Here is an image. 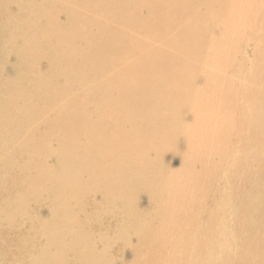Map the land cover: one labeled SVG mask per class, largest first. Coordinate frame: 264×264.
Here are the masks:
<instances>
[{
	"label": "rangeland",
	"instance_id": "obj_1",
	"mask_svg": "<svg viewBox=\"0 0 264 264\" xmlns=\"http://www.w3.org/2000/svg\"><path fill=\"white\" fill-rule=\"evenodd\" d=\"M156 1L0 0V90L4 89L9 93L7 89L11 85H8V82L13 85L16 79L18 82L12 85L15 88L11 89H14L13 92L9 89V96L0 94V101L2 99L6 104L0 106V120L3 122L0 124V264H264V215L257 214L260 211L262 194L257 197L258 204H254L251 215L248 211L245 212L248 215L235 212L237 193L242 192L240 185L247 184L245 178L255 172L254 169L259 170L264 166V0ZM3 12L7 16L6 19H3ZM10 12L15 15L10 17L15 24L9 21ZM30 13L33 14L32 17ZM48 16L52 19V26L54 25L52 29V26L47 29L51 25L45 21ZM41 23L44 26L47 23L48 27L40 26ZM32 24H38L33 27V32ZM45 28L48 33L43 30ZM40 29L44 32L41 31L39 37ZM58 30L62 31L58 33ZM64 30L69 32L66 31L65 34ZM28 33L32 34L28 36ZM54 34L63 38V41L59 40H62L61 37H58V40L66 47L62 48L59 42L56 43ZM50 35L53 37H49ZM46 37L52 43L46 41ZM37 42L45 43L42 46ZM22 43L30 48L21 47ZM53 43L62 49L54 46V49H59V52L57 49L53 50L54 56L50 55L48 50ZM112 43L114 47H111ZM35 46L37 48H33L36 50L33 52L31 47ZM20 48L28 50V53L23 51L24 55L29 57L27 62L26 57L24 59L20 56L23 55ZM29 51L30 54L34 53L33 57L38 61L32 55L34 60L31 59ZM41 51L43 54H39ZM60 54H64L63 58ZM60 59L66 62L61 63ZM19 61L20 63H16ZM22 61H25V65ZM13 62L17 68L13 66ZM225 69L228 72H225ZM17 71L20 74L16 79L10 76L16 75ZM167 73L169 74L166 75ZM28 77L37 78L34 79L37 82L26 83ZM167 79L171 80L169 84ZM108 81L111 84L109 86ZM23 83L28 84V87ZM165 83L169 86H165ZM176 83L178 88L181 85L179 92L182 95L178 88L174 89ZM22 88V92L25 90L26 93L31 89L32 106L25 104L26 95L21 98ZM132 89H135L134 94ZM16 90L19 91L16 93ZM4 97L13 99L7 98L9 103H6ZM173 99L177 101L174 102ZM14 100L18 102L15 103ZM178 100L185 103L181 104ZM10 101H14L15 105ZM17 103H21V107L18 108ZM178 103L182 106L184 104L185 107L179 108ZM187 104L191 105L187 107ZM24 105L28 108H24L23 112L32 113L33 116L26 128L19 124V119L22 118L20 111ZM109 109H112V113ZM16 110L18 113L14 112ZM102 112L105 114L102 115ZM14 116L20 117L14 119ZM126 116L131 117V120ZM99 118L101 119L98 120ZM42 122H45L44 125ZM96 122L97 125L94 124ZM106 122L108 124H105ZM50 123H55L58 127L51 126ZM8 125L14 126L13 130ZM123 126L126 128L124 132L120 131L125 129ZM16 127H21L22 130L20 128L18 132ZM116 129L121 132L123 138L116 134ZM97 130L102 132L98 134ZM103 130L110 134H105ZM57 131L61 135L64 133V138ZM29 132H33V135ZM128 133H131L130 137ZM113 134L119 135L123 140L120 142L117 136L113 143ZM65 136L70 140H67V144ZM96 137L103 141H98ZM58 138H61V142ZM94 138L99 145L95 144ZM37 141L40 142L39 146ZM30 142L32 145L36 143L37 148L42 149L37 150L36 146L31 149ZM62 143L66 145L65 149ZM258 143L263 145H257ZM25 145L29 148L24 150ZM106 146L110 147L108 149H114L110 151L105 148L103 155L101 147ZM117 146L122 147L118 152ZM67 147L69 148L66 149ZM58 148L60 152L63 149L64 154H58ZM91 148L94 152L92 150L93 153L89 154ZM69 149L76 151L77 160H74L75 152L70 153ZM35 150H43V155ZM95 152H99V156L95 155ZM78 156L81 159H78ZM128 159L132 162H129L127 167ZM136 161L139 164H136ZM109 167L118 176L115 177ZM56 168L59 170L54 171ZM122 168H125V171ZM41 169L43 171H40ZM104 170L105 173L101 174ZM97 172L100 176H97ZM39 173L44 176L40 177ZM119 173L123 175L125 182L128 179L127 187ZM88 174L91 179L87 177ZM129 176L131 181L136 180L135 184L132 185L131 181L129 183ZM29 178L36 179L38 184L35 181L33 185ZM86 183L92 188L87 187ZM108 184L111 187L110 192ZM244 186L249 187V184ZM251 187L261 193L264 190L261 181L253 182ZM39 188L40 192H37ZM22 193H28L29 196ZM21 195L22 201L19 202ZM23 196L27 198L26 201ZM114 203L119 207L115 208ZM130 204L131 206H128ZM60 206L64 207L62 213ZM71 241L77 242V246L73 247ZM241 242H244V245ZM83 252L89 255L88 258ZM143 252L147 254L144 255ZM75 253L82 256L77 257Z\"/></svg>",
	"mask_w": 264,
	"mask_h": 264
},
{
	"label": "bare ground",
	"instance_id": "obj_2",
	"mask_svg": "<svg viewBox=\"0 0 264 264\" xmlns=\"http://www.w3.org/2000/svg\"><path fill=\"white\" fill-rule=\"evenodd\" d=\"M18 1L20 2V0H18ZM22 1H23V0H22ZM157 1H158V0H157ZM157 1H156V2H157ZM16 2H17V1H16ZM17 3H18V2H17ZM14 4H16V3H14ZM16 5H17V4H16ZM19 5H20V4H19ZM0 6H2V5H0ZM3 7H4V6H3ZM0 9H1V8H0ZM2 9H3V8H2ZM6 12L9 13L8 11H6ZM11 13H12V12H10V15L8 14V16H9V21L11 20V19H10L11 15L14 14V13H12V14H11ZM52 13H54V11H53ZM66 13H67V12H66ZM0 14L2 15V13H0ZM3 14H4V18H3V19H6V18H7V16H5L6 14H5L4 12H3ZM35 14H36V13H35ZM67 14H68V13H67ZM31 15H33V14L30 13V16H31ZM70 15H72V14L70 13ZM14 16H15V15H13L12 17H14ZM28 16H29V13H28ZM72 16H73V15H72ZM31 17H32V16H31ZM69 17H70V16H69ZM69 17H67V19H68ZM0 19H2V18L0 17ZM47 19H49V16H48ZM47 19H46L45 21H47V22H49V23H50L51 20H52V19H49V20H47ZM69 19H70V18H69ZM15 20H16V19H15ZM61 20H62V19H61ZM2 21H3V20H2ZM11 21H12V20H11ZM45 21H44V22H45ZM4 22H5V20H4ZM0 23H1V22H0ZM37 23H38V22H37ZM52 23H53V22H52ZM165 23H166V22H165ZM4 24H6V22H5ZM9 24H11V23L9 22ZM12 24H15V23L12 21ZM44 24H45V23H44ZM46 24H47V23H46ZM46 24H45V26L48 27ZM50 24H51V23H50ZM53 24H54V23H53ZM227 24H228V22H227ZM0 25H1V24H0ZM35 25H38V24H35ZM35 25H34V26H35ZM42 25H43V24L41 23L40 26H42ZM75 25H76V24H75ZM3 26H4V25H3ZM8 26H10V25H8ZM34 26H33V24H32V26H31V27H32L31 32H33L32 30L35 29V28H33ZM40 26H39V27H40ZM45 26L43 25L42 27H45ZM50 26H52V24L49 25V27H48L47 29H49ZM76 26H77V25H76ZM42 27H41V28H42ZM227 27H228V25H227ZM1 28H2V27H1ZM52 28H54V25H53L50 29H52ZM72 28H73V27H72ZM70 29H71V28H70ZM74 29H77V28H74ZM36 30H37V28H36ZM43 30H45V33H46V31H47L46 28L43 29ZM55 30H57V29H55ZM251 30H252V29H251ZM2 31H4V29H2ZM38 31H39V30H38ZM41 31H42V30L40 29V31L38 32V33H39V35H38L39 37H40V33H41ZM50 31H51V30H50ZM61 31H62V30H61ZM61 31L58 30L57 32L59 33V32H61ZM64 31H65V30H64ZM64 31H63V33H64ZM66 31L69 32V30H66ZM66 31H65V34H66ZM76 31H77V30H76ZM5 32H6V31H5ZM42 32H44V31H42ZM51 32H52V31H51ZM54 32H55V31H54ZM82 32H83V31H82ZM82 32H80V33H82ZM84 32H85V31H84ZM1 33H2V32H1ZM9 33H10V32H9ZM47 33H48V31H47ZM63 33H62V35H63ZM253 33H254V32H253ZM6 34H7V32H6ZM29 34H32V33H28V36H29ZM34 34H35V32H34ZM36 34H37V33H36ZM50 34H51V33H50ZM67 34H69V33H67ZM223 34H224V33H223ZM41 35H43V33H42ZM45 35H46V34H45ZM5 36H6V35H5ZM31 36H33V35H31ZM43 36H44V35H43ZM47 36H48V35H47ZM51 36H52V35H50L49 37H51ZM54 36H56V37H53V36H52V37H53L54 39L57 38V39H56V43L59 42L58 44L60 45V44H61L60 41H63V38H62L61 36L58 35V37H61V38H62V40L59 38V40H60V41H59V40H58V37H57V34H56V35L54 34ZM66 36H67V35H66ZM0 37H1V35H0ZM3 37H4V36H3ZM33 37H34V36H33ZM36 37H37V36H36ZM52 37H51V38H52ZM63 37H64V36H63ZM229 37H230V36H229ZM44 38H45V37H44ZM44 38H43L42 40H44ZM47 38H48V37H46V41H50V40H47ZM29 39H30V37H29ZM31 39H34V41L36 40L35 38H31ZM38 39H39V38H38ZM28 41H29V40H28ZM30 41H31V40H30ZM37 41H38V40H37ZM40 41H41V39H40ZM113 41H115V40H113ZM226 41L228 42L227 39H226ZM239 41H240V40H239ZM253 41H254V40H253ZM31 42H32V41H31ZM41 42H42V41H41ZM50 42H51V41H50ZM115 42H117V41H115ZM234 42H235V41H234ZM259 42H260V41H258V43H259ZM38 43H39L40 45H42V44L45 43V42H43L42 44H41L40 42H37V44H38ZM47 43H49V42H47ZM47 43H46V46H47ZM51 43H52V42H51ZM62 43H63V42H62ZM64 43H66V42H64ZM0 44H1V42H0ZM29 44H30V42H29ZM34 44H36V43H34ZM37 44H36V46L38 47ZM53 44H54V45H51V47L53 46V47H52V48H53L52 51L50 50L51 47H50V49H48V50L51 52L50 55H53V53H52L53 50L56 51V49L59 48V47L55 46V45H56L55 43H53ZM114 44H115V43H114ZM227 44H228V43H227ZM248 44H249V43H248ZM27 45H28V42H27ZM31 45H33V43H31ZM43 45H44V44H43ZM43 45H42V46H43ZM59 45H58V46H59ZM209 45H210V44H209ZM236 45H237V44H236ZM241 45H242V44H241ZM245 45H246V44H245ZM258 45H259V44H258ZM260 45H261V42H260ZM22 46H23V48L26 47V45L24 46L23 43H22L21 47H22ZM28 46H29V45H28ZM33 46H34V45H33ZM36 46H35V47H31V49H33V48H37ZM48 46H49V45H48ZM54 46L57 47V48L54 49V48H55ZM62 46H63V47H62ZM64 46H65V45L61 44V47H62V48H64ZM14 47H15V45H14ZM18 47H20V46H18ZM65 47H66V46H65ZM111 47H114V46H113V43L111 44ZM238 47H239V45H238ZM253 47H254V46H253ZM256 47H258V46H256ZM259 47H260V46H259ZM23 48H20V50L22 49V50H21L22 53H23V51H24ZM26 48L28 49V48H30V47H26ZM26 48H25V49H26ZM39 48H40V47H39ZM42 48H43V47H42ZM44 48H45V47H44ZM48 48H49V47H48ZM250 48H251V47H250ZM262 48H264V47H262ZM18 49H19V48H18ZM45 49H47V47H46ZM45 49H44V50H45ZM59 49H61V48H59ZM59 49H57V51H58ZM236 49H237V48H236ZM241 49H242V48H240V50H241ZM20 50H18V52H17L18 55L20 54V53H19ZM34 50H35V49H33L32 51L34 52ZM40 50H42V49H40ZM61 50H62V49H61ZM61 50H60V52H61ZM64 50H66V49H64ZM233 50H234V49H233ZM237 50H238V49H237ZM25 51L27 52L28 50H25ZM25 51H24V52H25ZM32 51H31V52H32ZM35 51H36V50H35ZM37 51H38V50H37ZM46 51H47V50H46ZM49 51H48V52H49ZM55 51H54V53H55ZM247 51H248V50H247ZM247 51L245 50V52H247ZM260 51H261V49H260ZM260 51H259V52H260ZM10 52H11V51H10ZM39 52H40V51H39ZM42 52H43V51H41V53H39V54H43ZM50 52H49V53H50ZM58 52H59V51H58ZM64 52H65V51H63V53H64ZM255 52H256V51H255ZM259 52H258V53H259ZM11 53H12V52H11ZM11 53H10V55H11ZM27 53H28V52H27ZM258 53H257V54H258ZM29 54H30V51H29ZM29 54H28V55H29ZM33 54H34V53H33ZM33 54H30L29 56L31 57V55H32V57H33ZM44 54H45V52H44ZM61 54H62V53H61ZM61 54H60V56L62 57L64 54H63V55H61ZM66 54H67V52H65V55H66ZM255 54H256V53H255ZM10 55H9V56H10ZM23 55H24V53H23ZM23 55H20V56H22V57L25 59L26 54H25L24 56H23ZM35 55H36V53H35ZM46 55H48V53H47ZM56 55H58V57H59V54H58V53H57ZM218 55H219V54H218ZM260 55H261V54H259V56H260ZM39 56H40V55H39ZM53 56H54V55H53ZM67 56H69V55H67ZM67 56H66V57H67ZM248 56H249V54H248ZM257 56H258V55H257ZM257 56H256V57H257ZM32 57H31V59H32ZM50 57H51V56H49V58H50ZM249 57H250V56H249ZM253 57H254V56H253ZM26 58H27V59H26L25 61L27 62V60L29 59V57L27 56ZM33 58H36V57H33ZM38 58H39V57H38ZM43 58H44V57H43ZM62 58H63V57H62ZM223 58H224V57H223ZM232 58H233V57H232ZM235 58H236V57H235ZM246 58H247V57H246ZM257 58H258V57H257ZM8 59H9V58H8ZM10 59H11V58H10ZM31 59H30V60H31ZM55 59H56V58H55ZM57 59H58V58H57ZM64 59L66 60V58H64ZM68 59H69V57L67 58V61H68ZM243 59H245V58H243ZM254 59H256V58H254ZM32 60H34V59H32ZM36 60H37V58H36ZM36 60H35V61H36ZM40 60H41V57H40ZM53 60H54V58H53ZM60 60L62 61V59H60ZM225 60H226V59H225ZM232 60H233V59H232ZM8 61H9V60H8ZM25 61H24V62H25ZM37 61H38V60H37ZM55 61H56V60H55ZM55 61H54V62H55ZM61 61H59V62H61ZM242 61H243V60H242ZM251 61H252V60H251ZM256 61H257V60H256ZM22 62H23V61H22ZM24 62H23V64H24ZM31 62H32V61H31ZM57 62H58V60H57ZM63 62H66V61H62L61 63H63ZM13 63H14L13 66H14L15 68H17V65L15 66V62H13ZM16 63H20V61H19V62H16ZM33 63H34V62H33ZM38 63H39V62H38ZM50 63H52V58H51V62H50ZM246 63H247V62H246ZM258 63H259V61H258ZM23 64H21V65H23ZM28 64H29V62H28ZM28 64H27L26 66L29 67ZM36 64H37V62H36ZM261 64H262V63H261ZM24 65H25V64H24ZM213 65H214V64H213ZM233 65H234V64H233ZM4 66H5V65H4ZM4 66H3V68L5 69ZM6 66H7V65H6ZM33 66H34V64H33ZM38 66H39V64H38ZM228 66H229V65H228ZM244 66H245V65H244ZM262 66H263V65H262ZM21 67H22V66H21ZM23 67H25V66H23ZM23 67H22V68H23ZM39 67H40V66H39ZM39 67H38V68H39ZM217 67H218V66H217ZM256 67H257V66H256ZM18 68H19V66H18ZM22 68H21V69H22ZM26 68H27V67H26ZM34 68H35V67H34ZM34 68L31 67V69H34ZM128 68H129V67H128ZM242 68H244V67H242ZM263 68H264V67H263ZM19 69H20V68H19ZM27 69H28V68H27ZM140 69H141V67H140ZM174 69H175V68H173V70H174ZM219 69H220V68H219ZM253 69H254V65H253ZM16 70H17V69H16ZM22 70H24V69H22ZM29 70H30V68H29ZM7 71H8V70H7ZM31 71H32V70H31ZM31 71H30V72H31ZM126 71H128V70H126ZM226 71H227V70L225 69V72H226ZM254 71H255V70H254ZM183 72H184V71H183ZM227 72H228V71H227ZM230 72H231V71H230ZM246 72H247V71H246ZM251 72H252V69H251ZM260 72H261V71H260ZM22 73H24V72H22ZM31 73H32V72H31ZM36 73H37V72H36ZM36 73H35V74H36ZM261 73H262V72H261ZM19 74H20L19 71H17L16 75H13V74H12V75H10V76L15 77V79H16V78H17L16 76L19 75ZM26 74H27V72H26ZM35 74H33V75H35ZM126 74H127V73H126ZM168 74H169V73H167L166 75H168ZM226 74H227V73H226ZM245 74H246V73H245ZM6 75H7V74H6ZM21 75H22V74H21ZM21 75H20V76H21ZM27 75H28V74H27ZM33 75H32V76H33ZM37 75H38V74H37ZM37 75H36V76H37ZM163 75H164V74H163ZM166 75H164V76L167 77V78H169V77L166 76ZM20 76H18V77H20ZM23 76H24V75H23ZM23 76H21V77H23ZM32 76H31V77H32ZM36 76H35V77H36ZM132 76H133V75H132ZM212 76H213V75H212ZM255 76H256V75H255ZM8 77H9V76H8ZM25 77H26V76H25ZM25 77H24V78H25ZM31 77H30V78L28 77V79L26 78V79H27V82H26V83H34V82H35L34 79H37V78H34V77L31 78ZM37 77H38V76H37ZM117 77H118V76H117ZM0 78H1V77H0ZM9 78H11V77H9ZM99 78H101V76L98 77V79H99ZM110 78L113 79V77H110ZM119 78H121V77H119ZM171 78H173V76H172ZM175 78H176V77H175ZM175 78H174V80H175ZM181 78H182V77H181ZM212 78H213V77H212ZM247 78H248V77H247ZM7 79H8V78H6V81H7ZM11 79H12V78H11ZM15 79H13V81H14ZM19 79H22V78H19ZM103 79H104V78H103ZM39 80H40V79H39ZM39 80H38V82H41V81H39ZM105 80H106V78H105ZM105 80H104V81H105ZM113 80H114V79H113ZM121 80H122V79H121ZM126 80H127V79H126ZM129 80H130V79H129ZM129 80H128V81H129ZM167 80H168V79H167ZM176 80H177V79H176ZM176 80H175V81H176ZM179 80H180V79H179ZM236 80H237V79H236ZM246 80H247V79H246ZM260 80H261V78H260ZM263 80H264V79H263ZM4 81H5V80H4ZM16 81H17V79H16ZM16 81L14 82L15 84L18 83V82H16ZM19 81H20V80H19ZM21 81H22V80H21ZM106 81H107V80H106ZM106 81H105V83H106ZM109 81L111 82V79H109ZM109 81H108V82H109ZM118 81H120V80H118ZM118 81H117V82H118ZM130 81H131V80H130ZM162 81H164V80H162ZM172 81H173V79H172ZM214 81H215V80H214ZM224 81H225V80H224ZM9 82H10V81H9ZM9 82H8V85H11V87L8 86V85H7V86H8V88L11 90L12 88H14L13 86H14L15 84L13 85L12 83H9ZM22 82H23V81H22ZM22 82H20L19 84L21 85ZM24 82H25V81H24ZM36 82H37V81H36ZM36 82H35V83H36ZM110 82H109L108 86L111 85ZM112 82H113V81H112ZM120 82H122V81H120ZM166 82H168V84H169V83L171 82V80H170V81L168 80V81H166ZM233 82H234V79H233ZM241 82H242V80H241ZM247 82H248V81H247ZM5 83L7 84V82H5ZM26 83H25V84L23 83V84H24L26 87H28V84H26ZM35 83H34V84H35ZM128 83H129V82H128ZM146 83H147V81H146ZM151 83H152V82H151ZM228 83H229V82H228ZM23 84H22V85H23ZM113 84H114V83H113ZM180 84H181V83H180ZM224 84H225V83H224ZM240 84H241V83H240ZM240 84H239V85H240ZM12 85H13V86H12ZM119 85H121V84H119ZM125 85H126V84H125ZM170 85H171V84H170ZM172 85H174V84L172 83ZM233 85H234V83H233ZM17 86H18V84H17ZM136 86H137V85H136ZM165 86H169V85H166V83H165ZM174 86H175V85H174ZM15 87H16V86H15ZM20 87H23V86H20ZM30 87H31V86H30ZM116 87H118V86H116ZM116 87H115V88H116ZM170 87H171V86H170ZM170 87H168V88H170ZM180 87H181V85L179 86V88H180ZM238 87H239V86H238ZM4 88H5V87H4ZM17 88H18V87H17ZM127 88H128V87H127ZM136 88H137V87H136ZM162 88H163V87H162ZM175 88H178V87H177V83H176V87H174V89H175ZM179 88H178V89H179ZM232 88H233V87H232ZM6 89H7V88H6ZM9 89H7V90L9 91V93H11V91L13 92L15 88H14L13 90H11V91H10ZM24 89H26V88H24ZM125 89H126V88H124V90H125ZM163 89H164V88H163ZM178 89H177V90H178ZM182 89H183V88H182ZM20 90H21V92H22L23 88L20 89ZM97 90H98V89H97ZM118 90H119V88H118ZM128 90H129V88H128ZM128 90H127V93L129 92ZM134 90H135V89H134ZM134 90H133V89L131 90V92L133 91V94H134ZM193 90H194V89H193ZM238 90H239V89H238ZM0 91H1V90H0ZM18 91H19V90H18ZM18 91L16 90V93H17ZM29 91H30V92L26 93L25 90H24V92H22L21 95L19 94V95L21 96L22 99H23L22 96L26 95V96H24V97H25V104H26L27 106H28V104H29V105L32 104V99H33V96L30 94V93H31V89H30V88H29ZM32 91H33V90H32ZM136 91H137V90H136ZM179 91H180V89L178 90V92H179ZM191 91H192V89H191ZM209 91H210V90H209ZM221 91H222V90H221ZM221 91H220V92H221ZM131 92H130V93H131ZM176 92H177V91H176ZM180 92H181V91H180ZM180 92H179V93H180ZM242 92H243V90H242ZM9 93H8L6 90L2 89V91H1L0 94H1V96H4V94H7V96H9V95H8ZM23 93H24V94H23ZM33 93H35V91H33ZM127 93H126V94H127ZM111 94H112V93H111ZM111 94H110V96H111ZM114 94H115V93H114ZM180 94L182 95V93H180ZM180 94H178L177 96L180 97ZM191 94H192V93H191ZM193 94H194V93H193ZM15 95H18V94H15ZM19 95H18V96H19ZM34 95H36V93H35ZM112 95H113V94H112ZM161 95H162V94H161ZM169 95H170V94H169ZM186 95H187V94H186ZM194 95H195V94H194ZM222 95H223V94H222ZM127 96H128V95H127ZM170 96H171V95H170ZM184 96H185V95H184ZM12 97H15V96L12 95ZM105 97H106V96H105ZM105 97H104V99H105ZM112 97H113V96H112ZM181 97H182V96H181ZM190 97H191V96H190ZM219 97H220V96H219ZM222 97H223V96H222ZM2 98H3V97H2ZM4 98H5V97H4ZM7 98H9V97H7ZM7 98H5V99H6L5 101H6V103H7V102L9 103V101H7ZM10 98H11V97H10ZM10 98H9L8 100H10ZM15 98H16V97H15ZM15 98H14V99H15ZM185 98H187V96H186ZM188 98H189V96H188ZM192 98H193V97H192ZM238 98H239V97H238ZM11 99H13V98H11ZM16 99H17V98H16ZM18 99L20 100L19 97H18ZM18 99H17V100H18ZM98 99H99V98H98ZM113 99H114V98H113ZM143 99H144V98H143ZM180 99H181V98H180ZM182 99H183V98H182ZM193 99H194V98H193ZM193 99H192V100H193ZM203 99H204V98H203ZM111 100H112V98H111ZM174 100H175V99H173V101H174ZM183 100H184V99H183ZM187 100H188V99H187ZM14 101H15V100H14ZM14 101H13V102L10 101V103L13 104ZM105 101H106V100H105ZM176 101H177V100H176ZM176 101H174V102H176ZM178 101H179V100H178ZM184 101H185V100H184ZM184 101H182V102L185 103L186 101H185V102H184ZM248 101H249V100H248ZM16 102H18V101H15V103H16ZM22 102H23V101H22ZM106 102H107V101H106ZM110 102H111V101H110ZM182 102L179 101V103H181V104H182ZM2 103H3V104H2ZM15 103H14V105H15ZM104 103H105V102H104ZM111 103H112V102H111ZM179 103H178V104H179ZM17 104H18V103H17ZM19 104H21V103H19ZM19 104H18V108L21 107V106H19ZM100 104H101V103H100ZM100 104H99V105H100ZM175 104H176V103H175ZM3 105H6V104H4V102H2V99H1V101H0V106H3ZM22 105H23V104H22ZM101 105H102V104H101ZM110 105H111V104H110ZM112 105H114V103H112ZM112 105H111V107H112ZM189 105H191V104H189ZM189 105L187 104V107H188ZM8 106H9V105H8ZM16 106H17V105H16ZM24 106H25V105H24ZM27 106L22 107V109H21V111H20V112H21V115H22V118H21V119H19L20 116H19V117L16 116V118H18V119L20 120V122H21V123H20V122L18 121L19 124L24 125V128H26V127H25L26 124H28V123H29L30 121H32V119H33V116H31V114H32L31 112H30L31 114H29V113H28V114H25V113L23 112V109L26 108ZM31 106H32V105H31ZM181 106H182V105L179 104V108H180ZM183 106H184V104H183ZM183 106H182V107H183ZM4 107H5V106H4ZM9 107H10V106H9ZM174 107H175V105H174ZM176 107L178 108V105H177ZM182 107H181V108H182ZM184 107H185V106H184ZM1 108H2V107H1ZM11 108H13V107L11 106ZM15 108H16V107H15ZM15 108H14V109H15ZM27 108H28V107H27ZM29 108H31V107L29 106ZM113 108H117V107H113ZM6 109H7V108H6ZM102 109H103V107H102ZM225 109H226V108H225ZM24 110H25V109H24ZM109 110H110V113H112V109H109ZM220 110H221V109H220ZM103 111H104V109H103ZM106 111H108V110H106ZM126 111H127V109H126ZM155 111H156V110H155ZM173 111H174V109H173ZM180 111H181V110H180ZM180 111H179V112H180ZM1 112H2V111H1ZM14 112H17V113H18V110L14 111ZM10 113H11V111H10ZM12 113H13V112H12ZM26 113H27V112H26ZM35 113H36V112H35ZM103 113H104V112H102V115H103ZM172 113H173V112H172ZM175 113H176V112H175ZM180 113H181V115H182V112H180ZM180 113H178L179 116H180ZM6 114H7V113H4V115H6ZM100 114H101V113H100ZM104 114H105V113H104ZM113 114H114V113H113ZM113 114H112V115H113ZM173 114H174V113H173ZM184 114H185V113H184ZM184 114H183V115H184ZM196 114H197V113H196ZM222 114H223V113H222ZM4 115H3V117H4ZM14 115H15V114H14ZM106 115H107V114H106ZM127 115H128V114H127ZM155 115H156V113H155ZM129 116H130V115H129ZM196 116H197V115H196ZM5 117H6V116H5ZM5 117H4V118H5ZM104 117H105V116H104ZM107 117H108V116H107ZM109 117H110V116H109ZM109 117H108V118H109ZM116 117H118V116H116ZM146 117H147V116H146ZM155 117H156V116H155ZM199 117H200V116H199ZM0 118H1V117H0ZM10 118H11V117H9V119H10ZM16 118H15V116H14V119H16ZM126 118L130 119L131 117H127V116H126ZM158 118H159V117H158ZM180 118H181V117H180ZM183 118H184V117H183ZM11 119H12V118H11ZM18 119H17V120H18ZM100 119H101V118H99L98 120H100ZM177 119H178V118H177ZM181 119H182V118H181ZM5 120H7V119H5ZM36 120H37V119H36ZM39 120H40V119H39ZM48 120H49V119H48ZM111 120H112V119H111ZM130 120H131V119H130ZM199 120H200V119H199ZM2 121H4V120H2ZM10 121H12V120H10ZM14 121H15V120H14ZM50 121H51V120H50ZM108 121L111 122L110 119H108ZM205 121H206V120H205ZM7 122L9 123V121H7ZM18 122H17V123H18ZM40 122H41V121H40ZM40 122H39V123H40ZM45 122H46V123H49L47 120H45ZM45 122H42L41 124L44 125ZM59 122H60V121H59ZM119 122H120V121H119ZM137 122H138V121H137ZM169 122H170V121H169ZM183 122L185 123L184 120H183ZM183 122H182V123H183ZM235 122H236V121H235ZM2 123H3V122H1V120H0V124H2ZM5 123H6V122H5ZM17 123H15V124L17 125ZM162 123H163V122H162ZM177 123H178V121H177ZM9 124H10V123H9ZM29 124H30V123H29ZM50 124H51V126H53V125L56 126V128L58 127L57 125H55V123H50ZM58 124H59V123H58ZM94 124L97 125V122L94 123ZM105 124H108V122H106ZM121 124H123V123H121ZM171 124H172V123H171ZM242 124H243V123H242ZM11 125H13V124L11 123ZM16 125H15V126H16ZM33 125H34V124H33ZM59 125H61V124H59ZM96 125H95V126H96ZM109 125H110V124H109ZM117 125H119V124H117ZM123 125H124V124H123ZM125 125H126V123H125ZM181 125L184 126V124H181ZM6 126H7V125H6ZM17 126H18V125H17ZM19 126H20V125H19ZM31 126H32V125H31ZM41 126H42V125H41ZM47 126H48V125H47ZM47 126H46V127H47ZM49 126H50V125H49ZM235 126H236V125H235ZM8 127H9V128L12 127L11 129L13 130V127H14V126H11V127H10V126L8 125ZM8 127H7V128H8ZM21 127H22V126H21ZM21 127H19L18 129H17V127H16L15 129H17V131L19 132V130H20ZM59 127H61V126H59ZM123 127L125 128V126H123ZM217 127H218V126H217ZM53 128H54V127H53ZM97 128H98V126L96 127V129H97ZM121 128H122V126H121ZM182 128H183V127H182ZM256 128H257V127H256ZM259 128H260V127H259ZM54 129H55V128H54ZM128 129H129V128H128ZM12 130H11V131H12ZM21 130H22V128H21ZM23 130H24V129H23ZM55 130H56V129H55ZM59 130H60V132H61V129H59ZM98 130H99V129H98ZM98 130H97V131H98ZM124 130H126V128L123 129V130L120 129V131H122V132H124ZM144 130H145V129H144ZM151 130H152V129H151ZM167 130H168V129H167ZM182 130H183V129H182ZM9 131H10V130H9ZM14 131L16 132V130H14ZM37 131H38V130H37ZM97 131H95V132H96V133L99 132L98 134H100V133L102 132V131H98V132H97ZM161 131H163V130H161ZM244 131H245V130H244ZM6 132H7V131H6ZM23 132H24V131H23ZM26 132H27V131H26ZM34 132H35V131H34ZM49 132H50V131H49ZM53 132H56V131H53ZM57 132L59 133V131H57ZM95 132H94V134H95ZM103 132H104V130H103ZM181 132H182V131H181ZM9 133H11V132H9ZM29 133L33 135V132H32V133L29 132ZM35 133H36V132H35ZM35 133H34V136H35ZM50 133H51V132H50ZM61 133H62V132H61ZM104 133H105V132H104ZM104 133H102V135H104ZM113 133H115V132H113ZM117 133H118L119 135L121 134V132L119 133V132L117 131V129H116V134H117ZM125 133H126V132H125ZM125 133H124V134H125ZM151 133H152V132H150V135H151ZM175 133H176V132H175ZM215 133H216V132H215ZM253 133H254V132H253ZM16 134H17V133H16ZM19 134H20V133H19ZM26 134H27V133H26ZM98 134H95V135L97 136ZM105 134H107V133H105ZM108 134H110V133H108ZM108 134H107V135H108ZM124 134H123V135H124ZM128 134H129V133H128ZM128 134H127V135H124V136H128ZM130 134H131V133H130ZM130 134H129L128 137H130ZM202 134H203V133H202ZM6 135H8V134L6 133ZM11 135H12V134H11ZM32 135H31V136H32ZM51 135L53 136V134H51ZM54 135H55V133H54ZM59 135H61V134L59 133ZM63 135H64V133H63L61 136H63ZM113 135H114V134H113ZM119 135H116V136L114 135V136L112 137V139H113V143H114V140H115L114 138H116V137L119 136ZM138 135H139V134H138ZM141 135H145V134H141ZM150 135H149V137L151 138ZM247 135H248V134H247ZM27 136H29V135H27ZM45 136L48 137V135H46V134H45ZM52 136H51V137H52ZM98 136H99V135H98ZM111 136H112V135H111ZM120 136L122 137V135H120ZM120 136H119V139H120V142H121V141L123 140V139H122L123 137L120 138ZM139 136H140V135H139ZM202 136H203V135H202ZM13 137H14V136H13ZM13 137H11V138H13ZM18 137H19V136H18ZM20 137H21V136H20ZM47 137H46V138H47ZM65 137H67V136H65ZM94 137H95V136H94ZM103 137H104V136H103ZM35 138H36V136H35ZM49 138H50V136H49ZM61 138H62V137H61ZM61 138H58V141L61 142ZM63 138H64V136H63ZM63 138H62V140H63ZM99 138H100V136H99ZM99 138L97 139V137H96V139H97L98 141H99V140H100V141H103V140H101V139H102V136H101V139H99ZM105 138H106V137H105ZM117 138H118V137H117ZM131 138H133V136H132ZM131 138H130V140H131ZM136 138H137V137H136ZM136 138H135V139H136ZM173 138H174V137H173ZM180 138H181V137H180ZM180 138H179V141H180ZM202 138H204V137H202ZM26 139H27V138H26ZM41 139H42V138H41ZM41 139H40V141H41ZM51 139H52V138H51ZM59 139H60V140H59ZM94 139H95V138H94ZM96 139H95V140H96ZM103 139H104V138H103ZM112 139H111V140L109 139V141L111 142ZM128 139H129V138H128ZM140 139H141V138H140ZM144 139H145V138H144ZM35 140H36V139H35ZM37 140H38V139H37ZM44 140H45V138H44ZM48 140H49V139H48ZM65 140H66V144H67L68 137H67ZM95 140H94V141H95ZM97 140H96V143H95V144H98V143H99V142L97 143ZM117 140H118V139H117ZM117 140H116V141H117ZM137 140H139V139H137ZM137 140H135V141H136L135 146L137 145ZM177 140H178V137H177ZM260 140H261V139H260ZM26 141H27V140H26ZM38 141H39V140H38ZM38 141H37V144H38V145H37L36 143H35L34 145H32L31 142H30V144H31V149L33 148L32 146H36V145L39 146V143H40V142H38ZM58 141H57V142H58ZM68 141H70V140H68ZM105 141H107V138H106ZM105 141H104V142H105ZM116 141H115V143H116ZM118 141H119V140H118ZM139 141H140V140H139ZM28 142H29V141H28ZM42 142L44 143V141H42ZM62 142H63V141H62ZM110 142H109V143L107 142V143L110 144ZM133 142H134V141H133ZM140 142H141V141H140ZM180 142H181V141H180ZM262 142H263V141H262ZM33 143H34V142H33ZM117 143H118V142H117ZM181 143H182V142H181ZM242 143H243V142H242ZM19 144H21V143H19ZM99 144H100V143H99ZM99 144H98V145H99ZM104 144H106V143H104ZM238 144H239V143H238ZM3 145H4V144H3ZM21 145H22V144H21ZM59 145H60V144H58V146H59ZM62 145L64 146V143H62ZM62 145H61V147H63ZM102 145H103V144H102ZM114 145H115V146H116V145L119 146L120 144H114ZM257 145H261V144L258 143ZM262 145H263V144H262ZM262 145H261V146H262ZM37 146L35 147L37 150H38V149L40 150V148L42 149V147L37 148ZM41 146H42V145H41ZM65 146H66V145H65ZM65 146H64L63 149H65ZM69 146H70V144H69ZM92 146H93V145H92ZM104 146H105V145H104ZM118 146H117V147H118ZM181 146H182V145H181ZM61 147H60V148H61ZM71 147H72V146H71ZM95 147H96V146H95ZM97 147H98V146H97ZM117 147H116V149H117V152H118V149H119L121 146L118 147V148H117ZM133 147H134V145H133ZM133 147H132V148H133ZM0 148H2V146H1ZM27 148H29V147L25 145L23 149L25 150V149H27ZM35 148H34V149H35ZM56 148H57V147H56ZM60 148H58V149H59V150H58V154L61 153V152H62V154H64V153H63V152H64L63 149H62L61 152H60ZM68 148H69V147H67L66 149H68ZM101 148L103 149V153H104L103 155H105L104 149H105V148L108 149V148H110V147H107V146H106V147H104V148H103V147H101ZM101 148H100V149H101ZM121 148H122V147H121ZM213 148H214V147H213ZM73 149H74V148H73ZM73 149H72V150H73ZM95 149H96V148H95ZM112 149H114V148H112ZM112 149H108V150L111 151ZM200 149H201V148H200ZM45 150H46V149H45ZM56 150H57V149H56ZM75 150H76V149H75ZM90 150H91V153H90V151H89V154H92V153L94 152V150H93L92 148H91ZM92 150H93V152H92ZM96 150H99V149L97 148ZM96 150H95V151H96ZM108 150H106V151L108 152ZM134 150H136V149H134ZM141 150H142V149H141ZM205 150H206V149H205ZM213 150H214V149H213ZM35 151H36V150H35ZM46 151H47V150H46ZM46 151H45V152H46ZM69 151H70V153H71V152H73L74 150L71 151V149H69ZM115 151H116V150H115ZM145 151H146V150H145ZM31 152H32V151H31ZM36 152H38V151H36ZM41 152H43V150H42V151H39L38 153L41 154V155H43ZM52 152H53V151H52ZM74 152H75L74 155H75V157H76L74 160H77L76 151H74ZM79 152H80V151H79ZM79 152H77V153H79ZM117 152H116V153H117ZM141 152H142V151H141ZM56 153H57V152H56ZM95 153H96V152H95ZM95 153H94V154H95ZM98 153H99V152H97L95 155H98ZM113 153H114V152H113ZM142 153H144V151H143ZM30 154H31V153H30ZM210 154H211V153H210ZM34 155H37V153H34ZM41 155H40V157H41ZM66 155H67V153H66ZM72 155H73V154H72ZM79 155H80V154H79ZM81 155H82V154H81ZM81 155H80V156H81ZM83 155H84V154H83ZM108 155H110V154H108ZM108 155H106V156H107V157H110V156H108ZM116 155H117V154H116ZM228 155H229V154H228ZM31 156H32V155H31ZM37 156L39 157V155H37ZM37 156H34V158L37 157ZM64 156H65V155H64ZM70 156H71V155H69V158H70ZM80 156H78V159H81ZM98 156H99V155H98ZM98 156H96L95 159H97ZM100 156H102V155H100ZM32 157H33V156H32ZM67 157H68V156H67ZM73 157H74V156H73ZM79 157H80V158H79ZM86 157H87V156H86ZM86 157H85V159H86ZM94 157H95V156H94ZM111 157H112V155H111ZM114 157H116V156H114ZM82 158H83V157H82ZM92 158H93V156H92ZM104 158H106V157H104ZM215 158H216V157H215ZM85 159H83V160H85ZM99 159H100V158H99ZM122 159H123V158H122ZM124 159H125V158H124ZM130 159H131V158H130ZM31 160H32V159H31ZM34 160H35V159H34ZM39 160H41V159H39ZM61 160H62V159H61ZM67 160H68V159H67ZM67 160H66V161H67ZM100 160H101V159H100ZM104 160H105V159H104ZM104 160H102V162H103ZM35 161H36V160H35ZM35 161H34V162H35ZM78 161H79V160H78ZM85 161H86V160H85ZM97 161H98V159H97ZM97 161H96V162H97ZM124 161H126V160H124ZM127 161H128V162L126 163V165H127V167H128V165L131 164L132 160L129 161V159H128ZM133 161H134V160H133ZM139 161H140V160H139ZM79 162H80V161H79ZM81 162L85 163L84 161H81ZM99 162H100V161H99ZM99 162H98V163H99ZM102 162H101V163H102ZM129 162H130V164H128ZM208 162H209V161H208ZM39 163H40L39 165L42 164L41 162H39ZM122 163H125V162H122ZM140 163H141V162H140ZM195 163H196V162H195ZM36 164H37V163H36ZM43 164H44V162H43ZM136 164H139V163H137V161H136ZM142 164H143V163H142ZM142 164H141V165H142ZM39 165H37V166H39ZM63 165H64V164H63ZM63 165H62V166H63ZM84 165H85V164H84ZM117 165H118V164H117ZM120 165H121V163H120ZM123 165H124V164H123ZM41 166H42V165H41ZM110 166H111V165H110ZM114 166H115V165H114ZM118 166H119V165H118ZM131 166H132V165H131ZM131 166H130V167H131ZM134 166H135V165H134ZM196 166H197V165H196ZM27 167H29V164H28ZM42 167H43V166H42ZM87 167H88V166H86V168H87ZM105 167H106V166H105ZM120 167H121V166H120ZM123 167H125V166H123ZM139 167H140V165H139ZM148 167H149V166H148ZM39 168H40V167H39ZM64 168H65V167H64ZM125 168H126V167H125ZM125 168H122V170L125 171ZM137 168H138V167H137ZM65 169H66V168H65ZM87 169H88V168H87ZM116 169H117V166H116ZM139 169H140V168H138V170H139ZM201 169H202V168H201ZM22 170H23V169H22ZM55 170H59V169L56 168V169H54V171H55ZM94 170H95V172H96V169H94ZM94 170H93V171H94ZM107 170H108V169H106V171H107ZM109 170H110V172H112L111 169H110V167H109ZM118 170H119V169H118ZM118 170H117V171H118ZM128 170H129V171H128ZM128 170H127V171L130 172V169H128ZM40 171H43V169H41ZM64 171H65V170H64ZM85 171H86V170H85ZM98 171H99V170H98ZM119 171H120V170H119ZM127 171H126V173H128ZM132 171H133V169H132ZM139 171H140V170H139ZM139 171H138V172H139ZM163 171H164V170H163ZM253 171H255V172H251V173L249 174V176H248L247 178H245V182H246L247 184H249V187L244 186V185H247V184L240 185V186H241V189H242V192H238V193H237V195H238V196H237V209L235 210V212H236V213H239V212H240V213H244V215H248L247 213H245L246 211H248L249 214L251 215V214H252V210H253V206H254V204H256V205L258 204V198H257V197L260 196V195L262 194V201H261V204H260V207H259V208H260V211L257 212V214L259 213V214L264 215V190H263L262 193H261V192H257V191H256V188H252V187H251L252 183L255 182V181H257V182H260V181H261L262 184H263V187H264V166H262V168H260L259 170L254 169ZM45 172L47 173L48 171H45ZM59 172H60V171H59ZM99 172H100V171H99ZM135 172H136V171H135ZM211 172H212V171H211ZM42 173H44V172H42ZM46 173H45V175H46ZM97 173H98V172H97ZM104 173H105V170H104L103 173L101 172V174H104ZM112 173H113V172H112ZM112 173H110V174H112ZM114 173H115V172H114ZM114 173H113V175H115ZM24 174H25V173H24ZM58 174H60V173H58ZM94 174L96 175V173H92V174L90 173V175H93V176H94ZM117 174H118V173H117ZM119 174H121V173H119ZM128 174H129V173H128ZM128 174H127L126 176H128ZM131 174H132V172H131ZM154 174H155V173H154ZM160 174H161V172H160ZM39 175H40V173H39ZM39 175H37L38 179H39ZM42 175H43V174H42ZM42 175H40V177H41ZM121 175H122V174H121ZM124 175H125V174H124ZM136 175H138V173H137ZM139 175H140V174H139ZM242 175H243V174H242ZM43 176H44V175H43ZM55 176H56V175H54V177H55ZM97 176H100L99 173H98ZM101 176H102V175H101ZM107 176L110 177V176H112V175H107ZM107 176H106V177H107ZM116 176H118V175H115V177H116ZM157 176H158V175H157ZM27 177H28V176H27ZM37 177H35V178H37ZM87 177L90 178V177H89V174H88ZM121 177L123 178V181H124L125 179H124L123 175H122ZM121 177H120V178H121ZM129 177H130V176H129ZM55 178H56V177H55ZM118 178H119V177H118ZM137 178H138V177H137ZM163 178H164V177H163ZM29 179H30V178H29ZM29 179H28V180H29ZM38 179H37V180H38ZM90 179H91V178H90ZM93 179H94V178H93ZM139 179H140V178H139ZM30 180H31V179H30ZM30 180H29V181H30ZM53 180H54V178H53ZM94 180H95V179H94ZM100 180L102 181V179H99V181H100ZM118 180H119V179H118ZM120 180L122 181V179H120ZM120 180H119V181H120ZM127 180H128V179H126V182H128ZM150 180H151V179H150ZM240 180H241V177H240ZM240 180H239V181H240ZM31 181H33V185H34V184H35L34 182L36 181V179L33 180V178H32ZM92 181H93V180H92ZM130 181H131V177H130V179H129V183H130ZM208 181L210 182V180H208ZM126 182L124 181V184H125V186L127 187L128 184L126 185ZM134 182H136V180H134ZM134 182L131 181L132 185L135 184ZM140 182H141V181H140ZM148 182H149V180H148ZM28 183H29V182H28ZM28 183H27V184H28ZM36 183L38 184L37 181H36ZM106 183H107V182H106ZM115 183H117V182L115 181ZM239 183H240V182H239ZM29 184H31V183H29ZM29 184H28V185H29ZM39 184H40V182H39ZM124 184H122V187L124 186ZM250 184H251V185H250ZM25 185H26V184H25ZM25 185H24V186H25ZM33 185H31V187H32ZM102 185H104V184H102ZM106 185H107V184H106ZM111 185H113V184H111ZM115 185H116V184H115ZM29 186H30V185H29ZM39 186H40V185H39ZM39 186H37V187H39ZM84 186H85V184H84ZM86 186H87V183H86ZM86 186H85V187H86ZM88 186H90V184H88ZM88 186H87V187H88ZM108 186H109V188H108ZM108 186L106 187V189L108 188V189H109V192H110L111 187H110L109 184H108ZM172 186H173V185H172ZM25 187H26V186H25ZM67 187H68V185H67ZM90 187H91V186H90ZM93 187H94V186H93ZM104 187H105V186H104ZM126 187H125V188H126ZM27 188H28V186H27ZM29 188H30V187H29ZM81 188H82V187H81ZM91 188H92V187H91ZM98 188H99V187H97V190H98ZM125 188H123V190H124ZM128 188H129V187H128ZM155 188H156V186H155ZM87 189H88V188H87ZM101 189H103V188L101 187ZM101 189H99V191H100ZM27 190H28V189H27ZM36 190H37V189H35V191H36ZM39 190H40V188L38 189L37 192H40ZM41 190H42V189H41ZM73 190H75V189L73 188ZM84 190H86V188H85ZM88 190H89V189H88ZM93 190H95V187L93 188ZM93 190H92V191H93ZM112 190H113V189H112ZM114 190H115V189H114ZM116 190H117V189H116ZM127 190H128V189H127ZM127 190H126V191H127ZM89 191H90V190H89ZM99 191H98V192H99ZM126 191H125V192H126ZM66 192H67V189H66ZM66 192H65V193H66ZM72 192H73V191H72ZM80 192H81V191H80ZM94 192H95V191H94ZM96 192H97V191H96ZM120 192H121V191H120ZM75 193H76V192H75ZM192 193H193V192H192ZM25 194L28 195V193H25ZM25 194L22 193V195H25ZM102 194H103V193H102ZM120 194H121V193H120ZM138 194H139V192H138ZM22 195H21V197H20V200L18 199L19 202L22 201V200H21ZM103 195H105V194H103ZM118 195H119V194H118ZM191 195H192V194H191ZM28 196H29V195H28ZM28 196H27V197H28ZM152 196H153V194H152ZM195 196H196V195H195ZM197 196H198V195H197ZM18 197H19V196H18ZM18 197H17V198H18ZM23 197H24L23 200L26 201L27 198H25V196H23ZM115 197H116V196H115ZM129 197H130V196H129ZM138 197H139V196H138ZM215 197H216V196H215ZM126 198H127V197H126ZM131 198H133V197H131ZM194 198H195V197H194ZM60 199H61V198H60ZM109 199H110V198H109ZM112 199H113V198H112ZM115 199H116V198H115ZM119 199H120V198H119ZM124 199H125V198H124ZM204 199H205V197H204ZM62 200H63V199H62ZM105 200H106V199H105ZM133 200H134V199H133ZM156 200H157V199H156ZM28 201H29V200H28ZM127 201H128V199H127ZM129 201H130V200H129ZM206 201H207V200H206ZM216 201H217V199H216ZM17 202H18V201H17ZM60 202H61V201H60ZM60 202H59V203H60ZM108 202H109V201H108ZM113 202H114V201H113ZM130 202H131V201H130ZM132 202H133V201H132ZM157 202H158V200H157ZM217 202H218V201H217ZM241 202H242V203H241ZM61 203H62V202H61ZM66 203H67V202H66ZM66 203H65V206H66ZM95 203H97V202L95 201ZM100 203H101V202H100ZM122 203H123V201H122ZM122 203H121V204H122ZM126 203H127V202H126ZM133 203H134V202H133ZM25 204H26V202H25ZM62 204H63V203H62ZM62 204H60V205L62 206ZM124 204H125V202H124ZM124 204H123V205H124ZM16 205H18V204L16 203ZM23 205H24V204H23ZM56 205H57V204H56ZM114 205H115V203H114ZM123 205H122V206H123ZM125 205L127 206V204H125ZM21 206H22V203H21ZM58 206H59V205H58ZM61 206L59 207V209L61 208ZM90 206H92V205H90ZM126 206H125V207H126ZM128 206H131V204L128 205ZM55 207H56V206H55ZM117 207H119V206L117 205ZM117 207H116V205H115V208H117ZM81 208H83V207H81ZM90 208H91V207H90ZM121 208H122V207H121ZM212 208H213V206H212ZM62 209H64V207L60 209V210H61V213L63 212ZM128 209H129V208H128ZM20 210H21V209H20ZM118 210H119V209H118ZM129 210H130V209H129ZM68 211H70V210H68ZM68 211H67V212H68ZM119 211H120V210H119ZM134 211H135V210H134ZM212 211H213V210H212ZM70 212H71V211H70ZM126 212H127V210H126ZM130 212H131V214H132V211H131V210H130ZM162 212H163V211H162ZM21 213L24 214L23 211H22ZM64 213H66V212L64 211ZM68 213H69V212H68ZM127 213H129V211H128ZM23 214H22V215H23ZM26 214H27V213H26ZM162 214H163V213H162ZM29 215H30V213H29ZM132 215H133V214H132ZM19 216H20V214H19ZM26 216H27V215H26ZM128 216H130V215L128 214ZM134 216H135V215H134ZM134 216H133V217H134ZM30 217H31V216H30ZM243 217L245 218V216H243ZM30 219L32 220V218H30ZM67 219H68V218H67ZM245 219H246V218H245ZM25 220H26V218H25ZM25 220H24V221H25ZM64 220H65V219H64ZM64 220H63V221H64ZM21 221H22V220H21ZM21 221H20V222H21ZM24 221H23V223H24ZM26 221H27V220H26ZM32 222H33V220H32ZM18 223H19V222H18ZM25 223H26V222H25ZM25 223H24V224H25ZM28 223H29V222H28ZM30 223H31V222H30ZM143 223H144V222H143ZM190 223H191V222H190ZM257 223H258V222H257ZM26 224H27V223H26ZM262 224H263V223H262ZM20 225H21V224H20ZM33 225H34V224H33ZM35 225H36V224H35ZM139 225H140V224H139ZM179 225H180V224H178V227H179ZM210 225H211V224H210ZM239 225H240V224H239ZM24 226H25V225H24ZM141 226H142V225H141ZM141 226H140V227H141ZM247 226H248V225H247ZM128 227H129V226H128ZM131 227H132V226H131ZM134 227H135V226H134ZM137 227H138V226H137ZM197 227H198V226H197ZM211 227H212V226H211ZM32 228H33V226H32ZM37 228H38V226H37ZM39 228H40V227H39ZM179 228H180V227H179ZM187 228H188V225H187ZM247 228H248V227H247ZM34 229H35V228H34ZM82 229H83V228H82ZM129 229H130V227H129ZM132 229H133V228H132ZM134 229H135V228H134ZM193 229H194V228H193ZM214 229H215V228H214ZM262 229L264 230V228H262ZM20 230H21V229H20ZM36 230H37V229H35V231H36ZM39 230L41 231V229H39ZM39 230H38V231H39ZM130 230H131V229H130ZM185 230H186V229H185ZM185 230H184V231H185ZM187 230H188V229H187ZM40 231H39V232H40ZM157 231H158V230H157ZM257 231H259V228H258ZM127 232H128V229H127ZM241 233H242V232H241ZM6 234H7V233H6ZM30 234H32V233H30ZM129 234H131V231L129 232ZM135 234H137V233H135ZM4 235H5V234H4ZM251 235H252V234H251ZM251 235H250V236H251ZM263 235H264V234H263ZM37 236H38V234H37ZM42 236H44V234H43ZM45 236H46V234H45ZM5 237H6V236H5ZM7 237H8V236H7ZM7 237H6V238H7ZM75 238H76V237H75ZM77 238H78V237H77ZM140 238H141V237H140ZM144 238H145V236H144ZM151 238H152V236H151ZM252 238H253V237H252ZM33 239H34V238H33ZM35 239H36V236H35ZM41 239H42V238H41ZM65 239H66V238H65ZM72 239H73V238H72ZM72 239H71V240H72ZM82 239H83V238H82ZM179 239H180V238H179ZM249 239H250V238H249ZM10 240H11V239H10ZM66 240H67V239H66ZM73 240H74V239H73ZM142 240H143V239H142ZM8 241H9V240H8ZM75 241H76V240H75ZM144 241H145V240H144ZM148 241H149V240H148ZM34 242H35V241H34ZM34 242H33V243H34ZM71 242H72V245L74 244L73 247H76V246H77V245L75 246V244H76L77 242H74V241H71ZM73 242H74V243H73ZM142 242H143V241H142ZM150 242H151V241H150ZM43 243H44V242H43ZM145 243H146V242H145ZM241 243H242V242H241ZM243 243H244V242H243ZM243 243H242V244H243ZM6 244H8V243H6ZM78 244H79V243H78ZM232 244H233V243H232ZM259 244H260V243H259ZM35 245H36V244H35ZM44 245H45V248H47V247H46V244H44ZM79 245H80V244H79ZM83 245H84V244H83ZM83 245H82V246H83ZM145 245H146V244H145ZM195 245H196V244H195ZM243 245H244V244H243ZM3 246H4V245H3ZM38 246H39V245H38ZM38 246H37V247H38ZM42 246H43V245H42ZM42 246H41V247H42ZM142 246H143V244H142ZM188 246H189V245H188ZM247 246H248V245H247ZM31 247H32V246H31ZM49 247H50V246H49ZM51 247H52V246H51ZM70 247H71V246H70ZM73 247H72V248H73ZM78 247H79V246H78ZM80 247H81V246H80ZM256 247H257V246H256ZM43 248H44V247H43ZM247 248H248V247H247ZM263 248H264V247H263ZM41 249H42V248H41ZM81 249H82V248H81ZM188 249H189V248H188ZM43 250H44V249H43ZM46 250H47V249H46ZM64 250H65V248H64ZM67 250H68V249H67ZM70 250H71V249H70ZM82 250L84 251V246H83V249H82ZM146 250H147V248H146ZM148 250H149V249H148ZM151 250H152V249H151ZM156 250H157V249H156ZM236 250H237V245H236ZM76 251H77V249H76ZM240 251H241V249H240ZM257 251H258V250H257ZM28 252H29V251H28ZM81 252H82V251H81ZM149 252H150V251H149ZM149 252H148V255H150ZM32 253H33V252H32ZM79 253H80V252H78V254H79ZM143 253H144V252H143ZM33 254H34V253H33ZM33 254H32V255H33ZM69 254H70V253H69ZM78 254L75 253L74 255H77V257H78V256H82V255H78ZM83 254L86 255L84 252H83ZM145 254H147V252H145L144 255H145ZM234 254H236V253H234ZM32 255H31V256H32ZM144 255H143V256H144ZM70 256H71V255H70ZM70 256H69V259H70ZM86 256H87V255H86ZM88 256H89V255H88ZM88 256H87V258H88ZM95 256H96V255H95ZM154 256H155V255H154ZM158 256H159V255H158ZM25 257H26V256H25ZM58 257H59V256H58ZM67 257H68V256H67ZM75 257H76V256H75ZM77 257H76V258H77ZM83 257H84V256H83ZM144 257H145V256H144ZM146 257H147V256H146ZM184 257H185V256H184ZM229 257H230V256H229ZM254 257H255V256H254ZM30 258H31V257H30ZM36 258H37V257H36ZM55 258H57V257L55 256ZM55 258H54V261L56 260ZM100 258H101V257H100ZM147 258H148V257H147ZM158 258H159V257H158ZM227 258H228V257H227ZM32 259H33V258H32ZM64 259H67V258H64ZM73 259H74V258H73ZM89 259H90V258H89ZM89 259H87V260L89 261ZM95 259H96V258H95ZM95 259H94V263L96 262ZM101 259H103V258H101ZM101 259H100V261H101ZM143 259H144V258L142 257V260H143ZM184 259H185V258H184ZM252 259H253V258H252ZM255 259H256V258H255ZM67 260H68V259H67ZM78 260H79V259H78ZM84 260H85V259H84ZM91 260H93V259H91ZM239 260H240V259H239ZM57 261L59 262V259H58ZM60 261H61V259H60ZM62 261H63V260H62ZM85 261H86V260H85ZM85 261H84V263H85ZM88 261H87V262H88ZM58 262H57V263H58ZM67 262H68V261H67ZM82 262H83V261H82ZM101 262H102V261H101ZM101 262H99V263H101ZM234 262H235V261H234ZM234 262H233V263H234ZM31 263H32V262H31ZM38 263H39V262H38ZM40 263H41V261H40ZM65 263H66V262H65ZM80 263H81V262H80ZM262 263H263V262H262ZM53 264H54V263H53ZM82 264H83V263H82ZM239 264H240V263H239Z\"/></svg>",
	"mask_w": 264,
	"mask_h": 264
}]
</instances>
